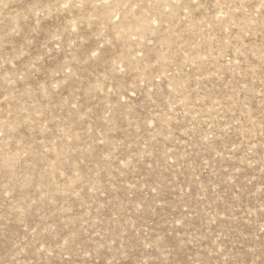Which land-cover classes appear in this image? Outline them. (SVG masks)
Masks as SVG:
<instances>
[{
    "label": "rangeland",
    "instance_id": "1",
    "mask_svg": "<svg viewBox=\"0 0 264 264\" xmlns=\"http://www.w3.org/2000/svg\"><path fill=\"white\" fill-rule=\"evenodd\" d=\"M0 264H264V0H0Z\"/></svg>",
    "mask_w": 264,
    "mask_h": 264
}]
</instances>
